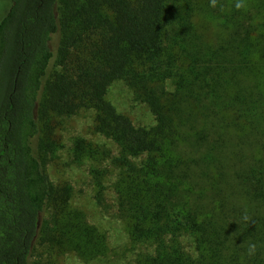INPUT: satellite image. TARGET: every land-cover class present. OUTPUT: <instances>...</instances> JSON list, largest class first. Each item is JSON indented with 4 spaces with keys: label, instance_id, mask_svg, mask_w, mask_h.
<instances>
[{
    "label": "trees",
    "instance_id": "1",
    "mask_svg": "<svg viewBox=\"0 0 264 264\" xmlns=\"http://www.w3.org/2000/svg\"><path fill=\"white\" fill-rule=\"evenodd\" d=\"M236 3L0 0V264L37 244L108 263L107 234L46 169L55 123L81 112L114 147L69 148L127 236L112 264H264V0ZM117 81L152 127L106 99Z\"/></svg>",
    "mask_w": 264,
    "mask_h": 264
},
{
    "label": "rangeland",
    "instance_id": "2",
    "mask_svg": "<svg viewBox=\"0 0 264 264\" xmlns=\"http://www.w3.org/2000/svg\"><path fill=\"white\" fill-rule=\"evenodd\" d=\"M106 99L119 113L127 116L136 127L148 128L155 124L154 117L148 108L144 104L133 100L131 92L123 81L114 82L109 87ZM93 117L92 112H81L74 117L59 120L55 123L54 138L59 140V146L61 145V147L56 150L55 156L50 160L46 169L54 185L70 184L73 190L71 205L82 211L90 224L95 225L107 234L109 254L106 260L108 261L107 264L110 262L112 264L117 260V257L119 259L128 249L127 236L116 217L114 209L109 207L104 210L96 205L93 198V181L88 174L87 166L73 165L69 156V148L75 137H82L99 144L104 143L114 148L109 141L92 133ZM107 205H112L111 196L107 199ZM126 255L128 260L130 254L126 253ZM54 262L56 264H85L73 254L56 257L50 254L44 245L37 244L30 263L54 264ZM89 264L103 263L97 261Z\"/></svg>",
    "mask_w": 264,
    "mask_h": 264
},
{
    "label": "clouds",
    "instance_id": "3",
    "mask_svg": "<svg viewBox=\"0 0 264 264\" xmlns=\"http://www.w3.org/2000/svg\"><path fill=\"white\" fill-rule=\"evenodd\" d=\"M216 4H217V0H211V6L212 7H216ZM245 3H244V0H237V3L235 4V7L237 9H240L242 7H245ZM241 220L244 222V223H248L251 221V217L247 214V212H245L242 217H241ZM257 252V245L255 243H249L247 245V255L248 256H254Z\"/></svg>",
    "mask_w": 264,
    "mask_h": 264
}]
</instances>
